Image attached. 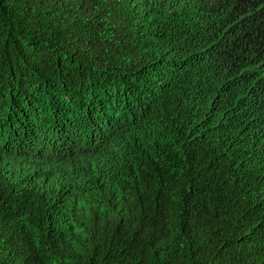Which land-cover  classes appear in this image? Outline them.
<instances>
[{"label": "trees", "instance_id": "trees-1", "mask_svg": "<svg viewBox=\"0 0 264 264\" xmlns=\"http://www.w3.org/2000/svg\"><path fill=\"white\" fill-rule=\"evenodd\" d=\"M0 264H264V0H0Z\"/></svg>", "mask_w": 264, "mask_h": 264}]
</instances>
